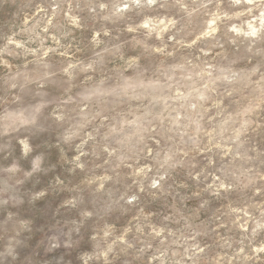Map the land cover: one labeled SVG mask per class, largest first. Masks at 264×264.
I'll use <instances>...</instances> for the list:
<instances>
[{
	"label": "clouds",
	"instance_id": "clouds-1",
	"mask_svg": "<svg viewBox=\"0 0 264 264\" xmlns=\"http://www.w3.org/2000/svg\"><path fill=\"white\" fill-rule=\"evenodd\" d=\"M0 264H264V0H0Z\"/></svg>",
	"mask_w": 264,
	"mask_h": 264
}]
</instances>
